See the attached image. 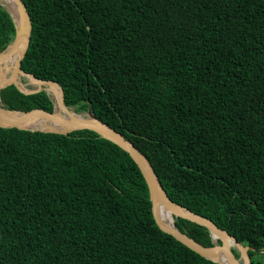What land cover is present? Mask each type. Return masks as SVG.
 <instances>
[{"label": "trees", "instance_id": "obj_1", "mask_svg": "<svg viewBox=\"0 0 264 264\" xmlns=\"http://www.w3.org/2000/svg\"><path fill=\"white\" fill-rule=\"evenodd\" d=\"M20 67L121 132L169 198L264 264V0H23ZM15 26L0 5V48ZM52 110L44 90H0ZM204 246L208 229L174 217ZM235 256L238 252L233 250ZM0 264H220L155 223L127 152L88 129L0 127Z\"/></svg>", "mask_w": 264, "mask_h": 264}, {"label": "water", "instance_id": "obj_2", "mask_svg": "<svg viewBox=\"0 0 264 264\" xmlns=\"http://www.w3.org/2000/svg\"><path fill=\"white\" fill-rule=\"evenodd\" d=\"M14 1L19 9L20 24L15 22L8 7L0 2V5L9 13L15 26L13 40L6 47L0 48V90L10 84H13L24 94H33L44 90L52 102V110L47 111L40 108L29 111L10 110L5 108L0 101V127L40 130L60 134H67L79 129H88L95 132L127 152L135 162L148 187L154 221L163 232L170 234L201 256L214 262L220 264H250V257L247 252L251 249L250 246L243 245L227 230L217 226L210 218L196 214L169 198L151 163L133 145L131 140L95 117L90 109L84 112H75L72 107L67 106L64 89L57 81L40 79L20 67L30 42L31 22L24 1ZM17 46V54L13 58L12 54ZM55 91L57 94H54ZM55 95H58V97H55ZM14 113H19L22 116L11 119ZM31 119H42L43 124H52L54 128H40L37 123H33L34 126L31 127L21 125L22 122ZM162 207L172 216L171 223L163 218L160 211ZM174 217L184 218L206 227L211 235L212 245L204 246L179 230L174 224ZM233 250L238 252L237 257Z\"/></svg>", "mask_w": 264, "mask_h": 264}, {"label": "bare ground", "instance_id": "obj_3", "mask_svg": "<svg viewBox=\"0 0 264 264\" xmlns=\"http://www.w3.org/2000/svg\"><path fill=\"white\" fill-rule=\"evenodd\" d=\"M0 2L4 3L5 6L8 7V9L10 10L14 20L16 23L20 24V14H19V9L18 6L16 4V2L14 0H0ZM17 48L18 46L15 48V51L13 52L12 56L13 58L16 56L17 54ZM52 93V91H51ZM54 94H57V92L55 91ZM55 97H58V95H55ZM22 115L19 113H14L11 117V119L14 118H20ZM33 123H37L38 127L40 128H54L53 125H45L42 123V119H31V120H27L25 122H22L21 125L25 126V127H31L34 126ZM161 214L163 215V218L165 219V221L167 222H172V216L170 215V213L164 208L162 207L160 209Z\"/></svg>", "mask_w": 264, "mask_h": 264}]
</instances>
